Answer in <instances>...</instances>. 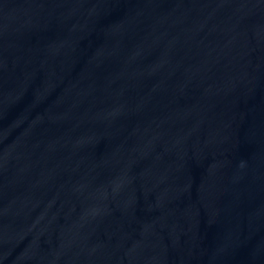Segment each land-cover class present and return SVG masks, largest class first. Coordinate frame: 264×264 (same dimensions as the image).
I'll use <instances>...</instances> for the list:
<instances>
[{"label": "water", "instance_id": "95a60500", "mask_svg": "<svg viewBox=\"0 0 264 264\" xmlns=\"http://www.w3.org/2000/svg\"><path fill=\"white\" fill-rule=\"evenodd\" d=\"M0 264H264V0H0Z\"/></svg>", "mask_w": 264, "mask_h": 264}]
</instances>
